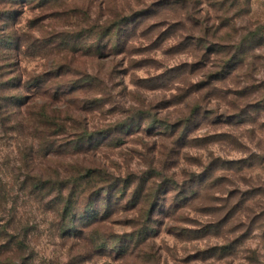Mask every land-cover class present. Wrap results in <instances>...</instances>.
<instances>
[{"label": "clouds", "instance_id": "9594fccd", "mask_svg": "<svg viewBox=\"0 0 264 264\" xmlns=\"http://www.w3.org/2000/svg\"><path fill=\"white\" fill-rule=\"evenodd\" d=\"M198 7L199 10L194 7V0H188L185 11L174 18L182 21L184 35L192 34L209 43L223 39L231 51L224 53L221 59H227L237 49L254 48L246 56L242 69L248 78H242L234 87L242 89L261 84L264 81V46H254L264 41V0H202ZM103 13V8L98 14L93 5L90 17L85 16L81 25L91 33L90 36L73 43L110 52L112 37L103 32L111 17L104 15L101 19ZM35 15L38 13L31 14ZM197 21L198 26H195ZM4 29L5 21L0 20V35L4 34ZM256 56L259 60H254ZM216 59L213 57L214 61ZM131 61V57L124 62L122 56L111 55L108 60L97 62L103 71L93 69L92 74L99 79L91 91L68 94L77 86L76 77L37 83L29 75L24 76L18 88L0 91V264H94L93 258L98 253L114 257L124 247L129 251L134 248L137 252L142 251L147 245L135 247L141 230H154L160 224L159 209L172 205L182 195L181 187L189 175L201 172L214 155H219L210 152L203 155L200 167L183 165L182 175L177 169L162 166L184 130L181 123L175 134L172 133L176 121L191 117V109L197 103L202 109H216V105L201 102L199 97L203 93H199L189 96L183 103L162 109L161 105L186 92L188 82L175 92L171 91L174 85H168V91L150 90L149 85L136 80L133 72L127 76L118 74L120 69L129 68ZM49 67L56 69L58 64L50 63ZM168 67L165 63L158 72H149L147 76L155 77ZM213 70L210 65L195 77V81L206 79L207 73ZM54 96L59 97L57 102L51 101ZM260 96H264V89L255 98ZM10 97L14 99H8ZM32 97L45 105L39 112L33 111L37 100L29 99ZM26 100L29 102L25 103ZM93 102L97 104V111L90 114L85 109ZM245 105V101H239L231 109L214 110L208 119L221 114L228 118L233 113L237 119H252L253 123L242 128L224 130L231 132L237 146L243 148L234 155L248 157L256 153V166L243 172H218L213 179L227 176L229 182L218 191H205L203 202L222 203L214 197L226 196L230 188L259 186L264 189V111H241ZM99 116L105 118L99 119ZM202 118L203 112L196 117ZM154 123H157L159 134L145 135V130ZM134 127H139L140 131L133 137H126L125 130ZM205 131L202 128L193 136L199 137ZM125 138L134 141L133 146L138 149L135 162L130 166L125 163L123 167H112L105 159L113 152L107 145ZM127 148L125 145L117 150L124 155L125 161L130 155ZM185 155H188L187 151ZM191 155L201 156V153ZM50 161L57 162L55 174L45 168ZM130 176L133 179L128 186ZM149 176L151 179L144 187L141 204L132 212L119 211L135 203L133 194ZM161 184L168 190L165 196L156 200V210L149 214L153 193ZM257 214L259 219L252 231V239L243 246L242 252L251 258V264H264V236L261 235L264 232V197L249 201L247 211L233 224L243 221L239 232H244L248 219ZM186 215L178 213L169 217L164 227L178 233L184 228L201 227L213 219L197 215L195 219L201 223L196 224L186 221ZM182 247L184 251L170 249L175 264H182L183 257L201 245L185 244Z\"/></svg>", "mask_w": 264, "mask_h": 264}, {"label": "rangeland", "instance_id": "374dc122", "mask_svg": "<svg viewBox=\"0 0 264 264\" xmlns=\"http://www.w3.org/2000/svg\"><path fill=\"white\" fill-rule=\"evenodd\" d=\"M201 2L202 0H194V7L197 10ZM93 5L96 6L98 14L99 9H104V13L100 15L101 19L104 15H108L120 23L118 29L115 27V36L107 34L112 37V44L121 47L120 52L104 51L102 58H99L96 55H86V47L73 43V41H83L90 36L91 33L81 25L85 22V16L90 17ZM187 7L188 0H152V2L149 0H99V3L97 0H48L45 3L41 0L36 3L32 0H17L16 2L0 0V20L5 21L4 34L0 35V61H2L0 80L12 76L13 84H15L25 75H29L37 83L41 81L46 83L51 80L49 72L55 73L49 64L55 63L66 69V73L60 75L61 77H76L77 84H81L80 88L73 92L91 91L95 81L99 79L98 76L92 74L93 69L103 71L97 62L106 61L109 56L116 55L122 56L124 62H127L128 57L132 58L129 68L120 69L118 74L127 76L129 72H133L136 80L149 85L150 90L168 91V85H174L171 91L175 92L178 87L183 86L185 81L188 82L189 87L186 92L175 96L173 101L161 105L162 109L183 103L189 96H197L199 93H203V96L199 97L201 102L206 101L209 105H216V109L211 107L202 109L201 104L197 103L191 109L192 117L188 118V122L176 121L172 127L173 134L180 128L181 123L187 131L184 132L185 129L181 131L175 141V148L170 156L162 161V166L167 169H177L182 175L183 165L191 164L200 167L203 163V155L209 152L219 155H214L211 162L201 172H193L189 175L183 185L193 184L192 188L188 186H185L186 190L181 188L182 195L173 201L172 205L163 208L162 211V208L159 209L160 224L146 233V248L136 247L142 248V251L137 252L134 249L132 255L126 258L98 253L93 258L94 264H175L170 249L178 248L184 251L182 245L185 244L201 245V247L188 252L183 257L182 264H245V262L251 264V258L243 254L242 248L252 239V231L257 224L259 214L248 219V227L244 232H239V226H243V221H237L236 224H233V221L247 211L249 201L264 197V189L259 186L247 189L230 188L226 196L214 197L216 201H222L217 204L203 202V194L208 190L218 191L229 182L227 176L213 179L218 172H243L256 166V153H251L248 157L234 155L243 148L237 146L238 142L231 132L224 130L242 128L254 121L247 118L237 119L235 113L228 118L221 114L212 120H209L208 116L220 108L231 109L239 101L246 102L245 109L241 111L251 109L256 110L257 113L264 111V96L255 98L264 89V81L259 85H247L242 89L234 87L242 78H248V74L242 69L245 66L246 56L254 48H244L241 54L238 53L236 57L238 60L234 67L224 68L223 74L217 76L219 60L231 49L228 47L221 53L207 54L200 47L205 48L207 43L208 46L215 43L221 44L224 40L209 43L204 38H197L192 34L184 35L182 21L174 18L184 12ZM209 7L214 6L209 5ZM32 13H38V15L31 16ZM198 23L197 21L195 26H198ZM8 29H17V31H8ZM37 32L40 35H35ZM7 36L17 44L18 53L16 57L12 55L11 65L2 69V64H7L5 56L2 55L4 53L2 48H6L8 44L6 43ZM195 38L203 39L207 43L194 40ZM60 43L66 45L65 49H58ZM74 45L77 48L75 51L71 49ZM260 46H264V41L254 47ZM91 48L94 49V47ZM213 57L217 59L214 61ZM259 58L256 56L254 60H259ZM165 63L169 65L165 72L155 77L147 76L149 72H158ZM210 65L215 70L207 73L206 79L195 81V77ZM216 77L219 80H216ZM15 87L16 85L12 86V90ZM229 97L234 99H229ZM29 99H36V105L42 103L36 97ZM58 100L59 98H51L52 102ZM85 110L90 114L94 113L97 111V104L93 102ZM201 112H203V118L196 119ZM98 118L104 119L105 117L99 116ZM157 123L149 125L145 130V135L159 134ZM202 128L206 131L201 136L194 137L193 133L199 132ZM139 131V127L131 128L126 131V137H133ZM134 143L125 138L119 144L113 142L107 145L113 150L110 158L105 157L107 163L112 167H123L125 163L129 166L133 164L138 153V149L133 146ZM125 145L128 146L127 151L130 154L127 161L124 155L117 151ZM186 151L188 155H185ZM193 152L201 153V156H192ZM56 163V161H50L45 164V168L49 169L50 166L54 168ZM132 179L130 176L128 181L132 183ZM164 188L163 191L159 190L158 196L166 195L168 189ZM137 206L131 205L119 211L132 212ZM178 213H186V221H194L196 224L201 223L195 219L197 215L213 219L207 220L201 227L184 228L178 233L175 230L166 229L164 224L167 219ZM261 235L264 236V232ZM141 236L140 233L138 240ZM150 241L156 243L150 244ZM212 241H222V243ZM153 248L155 251L152 250Z\"/></svg>", "mask_w": 264, "mask_h": 264}, {"label": "trees", "instance_id": "16d2710c", "mask_svg": "<svg viewBox=\"0 0 264 264\" xmlns=\"http://www.w3.org/2000/svg\"><path fill=\"white\" fill-rule=\"evenodd\" d=\"M17 0H10V2H16ZM42 2H47L48 0H41ZM119 24L120 23H118V21L115 19H110V21L107 23V25H106V27H105V29H104V32H103V34L104 35H107V34H112L113 36H115L116 35V30H115V27H116V29H118V26H119ZM90 33V32H89ZM2 38H4V36H2ZM6 38H8V40L6 41V43H8V44H6V48H4L3 46V48H2V52H4V53H2V55L3 56H5V60H6V63L7 64H2V69L3 68H5V67H9L11 64V58H12V55H13V57H16L17 56V50H18V46H17V44L13 41V40H11L12 38L11 37H9V36H7ZM194 40H198V41H202V42H204V43H207V42H205L203 39H197V38H195ZM3 41V40H2ZM60 45V47L58 48V47H56V48H58L59 50H61V49H65V47H66V45L65 44H63V43H60L59 44ZM65 45V46H64ZM113 46H112V51H115V52H120L121 50H119V49H121V47H119L117 44H112ZM200 46H201V44H199ZM209 44L207 43V46H205V48H202V47H200L201 49H203V52H206L207 54H209V53H221V51H223V49H226V48H228V46L227 45H225L224 43H222L221 42V44H218V43H215V44H213V45H211V46H208ZM73 51H75L77 48H76V46L74 45V46H72V48H71ZM93 48H91V47H86L85 48V54L86 55H96V56H98L99 58H102V51H100L99 49H97V48H94L93 50H92ZM243 51V49H237L235 52H233V54L231 55V56H229L227 59H220L219 60V64L217 65L218 66V69L219 70H217L216 71V75L217 76H219V75H222L223 74V70H224V68H230V67H234V65H235V63L237 62V60H238V58L236 59V57H237V55H238V53L239 54H241V52ZM6 69V68H5ZM55 71V73H53L52 71H50L49 72V79H56V78H59V77H61L60 75H62V74H64V73H66V69H63V66H58V68H56V69H54ZM8 71V70H7ZM13 72V71H12ZM12 72H10V73H12ZM86 78H88V77H86ZM216 80H219V78L218 77H216ZM14 83V81H13V77L12 76H7L6 78H4V79H2V80H0V91H12V86H15L16 85V87L15 88H13V89H16V88H18L19 87V84H20V79L15 83V84H13ZM80 85L81 84H77V86H75V87H72L71 89H70V92L69 93H71V92H73V91H75V89H79L80 88ZM53 99H58L59 97H57V96H54V97H52ZM8 99H14V97H10V98H8ZM29 101L28 100H26L25 101V103H28ZM43 106H45L43 103H41V104H38L37 103V105H35L34 106V108H35V110H33L34 112H39V110L43 107ZM19 107H23V105H19ZM40 114H42V113H40ZM191 117H192V115H191ZM191 117H189V118H191ZM189 120L187 119L186 120V122H188ZM48 123H51V121H49ZM185 129V128H184ZM127 130H131V129H126L125 131H127ZM187 131V129H185L184 130V132H186ZM115 143H117V144H119L120 143V141L118 142V141H114ZM53 155H58V154H53ZM48 170H51L52 172H53V174H55V172L57 171V169H56V167H54V168H51V166H50V168L48 169ZM90 171H92V170H90ZM151 179V176H149L148 177V179H146V180H144V182H143V186L139 189V191L138 192H136V193H134L133 195H134V198H135V203H133L132 205H140L141 204V202H142V200H143V194H144V192H142L143 191V189H144V187H146L147 186V184H148V180H150ZM192 181V180H191ZM191 181H190V183H191ZM189 182V181H188ZM185 184V183H184ZM131 185V181H128V186H130ZM193 184H188V185H183L181 188L182 189H187L185 186H188V187H193L192 186ZM45 186H46V184H45ZM165 187V185L164 184H161L160 186H157L156 187V189H155V192L153 193V202L149 205V214H151L152 212H154L155 210H156V200H158L159 198H160V196H158V192H159V190L161 191L162 189H165L164 188ZM185 190H183V191H185ZM186 197V196H185ZM139 201H140V203H139ZM163 210V208L161 209V211ZM160 211V212H161ZM160 214H162V213H160ZM150 229H147V230H144V229H142L141 230V234H142V236H141V238L138 240V242H137V244H136V246L135 247H142V246H144V245H146L145 244V242H146V238H147V232L149 231ZM135 249V248H134ZM134 249L132 250V251H129L128 250V248L127 247H124V248H121V250L119 251V253L117 254V256L118 257H121V258H126L127 256H130V255H132V253L134 252Z\"/></svg>", "mask_w": 264, "mask_h": 264}]
</instances>
